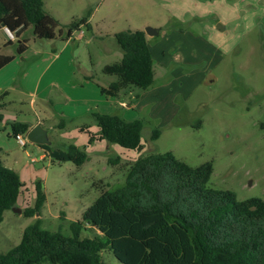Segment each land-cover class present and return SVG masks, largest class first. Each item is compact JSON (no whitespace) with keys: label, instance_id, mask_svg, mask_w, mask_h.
<instances>
[{"label":"rangeland","instance_id":"obj_1","mask_svg":"<svg viewBox=\"0 0 264 264\" xmlns=\"http://www.w3.org/2000/svg\"><path fill=\"white\" fill-rule=\"evenodd\" d=\"M67 1L72 3L61 5L60 28L65 29L89 10L95 13L94 31L85 29V37L70 46L71 53L74 48L77 70L90 69L103 81L109 76L103 73V66L117 61V53L123 54L115 34L151 26L160 29L150 42L154 46L160 41L166 50L160 55L167 72L164 78H156L150 88H135L137 93H145L140 100L142 107L129 116L144 122L142 150L106 140L84 143L88 135L76 127L81 121H67L62 126V119L53 114L49 101L38 100L36 106L47 118L50 144L28 141L21 146L15 137L8 138L0 129V134L13 140L8 154L0 152L2 161L19 172L27 187L17 205L4 212L0 250L7 252L20 243L24 229L38 219L45 229L70 233V223L81 218L103 189L123 186L129 165L150 153L172 151L192 166L212 161V187L232 190L240 200L264 199V0ZM47 2V8L57 6ZM83 6L87 8L85 13ZM219 21L226 24V29H217ZM23 36L29 41L22 64L24 53L18 54L16 45L2 50L20 59L17 80L30 68L32 74L38 70L37 63L43 55H37V51L51 53L56 45L58 50L63 45L60 36L39 39L31 28ZM3 38L4 35L1 43ZM186 50L191 52L183 61L178 55ZM26 100L23 106L28 110L29 99ZM156 128L161 134L152 139ZM71 143L81 146L90 156L84 165L77 166L60 157L67 154ZM32 157L39 160L31 162ZM116 157H120V163L109 161ZM37 181L43 183L47 200L42 212L26 216L25 209L35 204ZM102 255L105 264H123L112 250Z\"/></svg>","mask_w":264,"mask_h":264},{"label":"trees","instance_id":"obj_2","mask_svg":"<svg viewBox=\"0 0 264 264\" xmlns=\"http://www.w3.org/2000/svg\"><path fill=\"white\" fill-rule=\"evenodd\" d=\"M90 15L91 11L63 29L45 0H0V38L6 36L4 27L15 34L14 40L0 39V69L16 56L2 53L4 47L16 45L20 55L27 50L29 38L23 34L28 29L39 39L68 40L82 27L93 31ZM115 37L123 56L103 67L104 74L117 79L100 86L102 94L116 97L126 89L150 88L155 70L146 31L126 29ZM92 115L99 131L80 127L88 144L106 140L143 149L142 119L128 120L117 113ZM28 130V123H12L14 137ZM160 134L156 128L152 139ZM66 152L77 166L89 157L75 144H69ZM119 160L109 159L113 164ZM213 171L212 161L192 166L172 151L139 157L129 165L124 185L103 189L81 218L70 223V233L45 229L38 219L24 229L20 243L7 252L0 250V264H105L102 253L108 249L123 264H264V199L240 200L232 190L212 187ZM26 188L20 174L0 155V222ZM46 200L43 183L37 181L35 204L25 209V215L42 212Z\"/></svg>","mask_w":264,"mask_h":264},{"label":"crops","instance_id":"obj_3","mask_svg":"<svg viewBox=\"0 0 264 264\" xmlns=\"http://www.w3.org/2000/svg\"><path fill=\"white\" fill-rule=\"evenodd\" d=\"M49 1L57 6H55V8H47L48 2L45 0L46 9L57 19H60L59 17L62 11L61 5L63 3H72L71 1L67 0ZM86 4L88 3L86 2ZM85 6H83L81 9L82 13H85L87 10ZM89 11H91L89 21L92 24V18L94 17L95 13L92 12V10ZM76 15L79 16V14ZM220 23L221 26H219ZM85 29V27H82L80 31L76 32L78 35L75 34L68 40H62L63 45L60 46L59 50L56 45L53 49V52L51 53L37 51V55H43V58L37 63L38 70L33 74L31 73L30 68L26 70L23 77L21 76V78L17 80L20 66L17 63V61L20 60L18 57H15L10 63L0 69V129H3L7 133L8 138L14 137L12 135V123L14 121L28 123L29 130L38 124H42L43 127L48 130L49 136V128L47 126L46 120L47 118H44L41 115L40 110H38L36 106L38 100L45 102L49 101L50 109L52 112H54L53 114L56 117L62 119L61 125L64 127L67 121L77 123L81 121L76 125L77 130L79 131L80 127L83 125L89 126L94 132L99 131L96 121L92 115L93 112L117 113L128 120L137 119L129 118V116L133 110H137L142 107L141 101L143 99L141 100V98L143 94H145L144 92L139 94V97H135V94L138 91L137 89H126L120 92V94L116 97L105 96L102 94L100 86H108L111 82L117 79L116 76L109 75L104 77L103 81H101L94 76L90 69L84 68L81 69V71L80 69H76L73 51L74 48L71 53L70 46L73 41L85 37ZM217 29H226V24L222 21H219L217 23ZM82 30L84 31V34L81 36L80 33ZM159 33L160 29L157 34H147L149 47L153 57L157 54V56H155L157 59L154 57L155 79L164 78L165 73L167 72L164 59L161 57V55L166 53V50L164 47L162 48V43H160V41L159 43L157 42L154 44V46H152L150 42V38H155V35H158ZM190 52L191 51L189 50H186V53L183 51L180 55H178V57L185 61V56L188 57ZM25 53L22 55L21 64L26 57ZM46 54L48 55L45 56ZM122 56L123 54L117 53L115 57H117L116 59L120 60ZM155 95L160 97L159 93ZM26 99H29L28 103L30 105V109L28 110L23 106L24 103H27ZM121 111L123 114L120 113ZM88 119L90 122H85V120ZM3 134H0V152L3 151L8 154L9 151H11L10 145L13 144V140L8 139ZM85 141H88V136L84 139V143ZM77 146L81 148V146ZM64 154L65 156L61 154L60 157L67 158V154ZM44 157L45 156L43 155L42 158L44 159ZM89 159L90 156L88 157V160ZM31 162H34L32 161V158ZM117 163H120V160L117 161Z\"/></svg>","mask_w":264,"mask_h":264},{"label":"water","instance_id":"obj_4","mask_svg":"<svg viewBox=\"0 0 264 264\" xmlns=\"http://www.w3.org/2000/svg\"><path fill=\"white\" fill-rule=\"evenodd\" d=\"M145 31L148 35H154L159 32V29L149 26L146 28ZM27 137L29 141L33 143H38V144H50L51 143L49 136H48V130L45 129L42 124H38L32 129H30L27 132Z\"/></svg>","mask_w":264,"mask_h":264},{"label":"built area","instance_id":"obj_5","mask_svg":"<svg viewBox=\"0 0 264 264\" xmlns=\"http://www.w3.org/2000/svg\"><path fill=\"white\" fill-rule=\"evenodd\" d=\"M5 35L10 38V39H15V34L13 31H11L8 27H4L3 29ZM1 34V32H0ZM81 36L84 34V31L82 30L81 31ZM15 138L17 139L18 143L21 145V146H26L27 145V142L29 141L28 137H27V133L24 134V133H18L15 135ZM32 161L36 162L38 161V159L36 157H32Z\"/></svg>","mask_w":264,"mask_h":264}]
</instances>
